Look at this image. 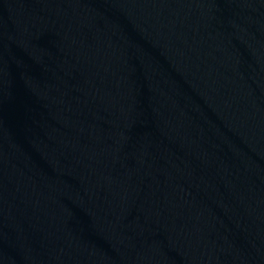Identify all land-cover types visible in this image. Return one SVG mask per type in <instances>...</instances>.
<instances>
[{
	"label": "water",
	"instance_id": "95a60500",
	"mask_svg": "<svg viewBox=\"0 0 264 264\" xmlns=\"http://www.w3.org/2000/svg\"><path fill=\"white\" fill-rule=\"evenodd\" d=\"M0 264H264V0H0Z\"/></svg>",
	"mask_w": 264,
	"mask_h": 264
}]
</instances>
